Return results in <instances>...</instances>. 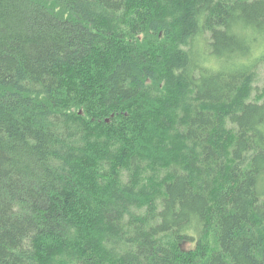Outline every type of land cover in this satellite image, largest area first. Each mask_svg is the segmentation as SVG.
Segmentation results:
<instances>
[{
	"label": "trees",
	"instance_id": "trees-1",
	"mask_svg": "<svg viewBox=\"0 0 264 264\" xmlns=\"http://www.w3.org/2000/svg\"><path fill=\"white\" fill-rule=\"evenodd\" d=\"M0 264H264V0H0Z\"/></svg>",
	"mask_w": 264,
	"mask_h": 264
},
{
	"label": "rangeland",
	"instance_id": "rangeland-1",
	"mask_svg": "<svg viewBox=\"0 0 264 264\" xmlns=\"http://www.w3.org/2000/svg\"><path fill=\"white\" fill-rule=\"evenodd\" d=\"M191 245H192V243L191 244L188 243V244H185V246L184 245L183 246H184V248H189V247H191Z\"/></svg>",
	"mask_w": 264,
	"mask_h": 264
}]
</instances>
